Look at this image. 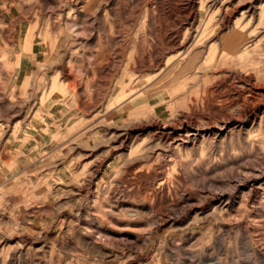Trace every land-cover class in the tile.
Returning a JSON list of instances; mask_svg holds the SVG:
<instances>
[{"label":"rangeland","instance_id":"374dc122","mask_svg":"<svg viewBox=\"0 0 264 264\" xmlns=\"http://www.w3.org/2000/svg\"><path fill=\"white\" fill-rule=\"evenodd\" d=\"M84 4L0 0V30L8 35H0V201L7 204L0 264H264L253 251L264 243V168L251 158L258 161L264 152V86L229 107L241 111L227 120L229 136L206 135L178 150L170 143L186 123L166 122L178 107L159 99L173 62L163 71L156 67L175 57L162 45L163 32L188 25L181 20L186 8L180 0H101L85 20L77 15ZM199 8L201 22H209L206 5ZM150 27L159 42L149 40ZM140 31L145 52L132 57ZM249 48L253 65L242 72H255L254 66L264 75V37ZM140 58L152 68L137 67ZM225 79L239 84L234 75ZM145 91L153 94L146 107L147 94L138 95ZM205 121L199 130L221 128L219 119ZM141 144L171 159L207 160L200 165L210 175L239 165L237 189H191L183 213L180 207L152 211L151 185L119 180L126 171L118 161ZM162 174L168 182L180 170ZM224 202L222 221L211 208Z\"/></svg>","mask_w":264,"mask_h":264},{"label":"bare ground","instance_id":"6f19581e","mask_svg":"<svg viewBox=\"0 0 264 264\" xmlns=\"http://www.w3.org/2000/svg\"><path fill=\"white\" fill-rule=\"evenodd\" d=\"M180 2L188 12L181 16V20L188 25L183 26V24L173 29H164L163 39L165 41L162 45L164 48L175 51V57L168 59L163 66L156 67L157 70L163 71L173 62L168 68V72L161 78L160 83L163 86V92L159 99H162L168 108L171 106L178 107L176 112L172 111L168 115L166 122L177 125L186 123L183 134L178 138H173L175 137L173 132L166 133L168 139H174L170 144L175 145L174 147L178 150L187 143L189 144L190 141L198 140V138H203L206 135L212 137L213 140L217 136H229L231 133L227 129V120L232 118L233 112L237 116L241 114L240 109L229 112V107L239 101L244 94L255 95L264 86V82L261 81L264 75L258 73L256 67L253 66L255 72L250 74L242 72L244 65H253V59H250L248 54L251 48L249 46L262 41L264 37V0H180ZM94 5L99 7L101 0H86V4L83 5L82 10L77 15L86 20L90 14L88 13L90 12L89 8ZM205 5L209 10V22H201L202 18L199 19L198 9H200L199 7H205ZM147 32L150 34L149 40L159 42L155 28L150 27ZM4 34L3 30H0V35L3 36ZM145 35V32L141 31L136 33L132 44V57L136 56L137 53L143 56L145 50L142 47ZM4 36L8 39L7 34ZM28 39L32 40L31 33H29ZM146 41L148 40L146 39ZM196 59L195 63L194 60ZM136 66L139 68H152L149 62L144 64L141 58L137 59ZM229 75L238 77L239 84H234L235 86L227 85L225 77ZM202 76L209 77L208 81H205L206 79ZM200 79L204 80L203 85L198 83ZM211 86L213 89H211ZM199 87L200 91L195 93ZM213 90L216 91L217 96H214ZM145 94H147L146 101L142 104L144 107L150 106L151 95H153L149 94L148 91L138 95ZM218 119L222 121L219 124L221 128L215 131L199 130L204 120L207 121L206 124H210L213 121L217 122ZM233 123H237V121H233ZM238 124L242 123L239 122ZM251 145L252 147L255 146L254 143ZM139 147L144 150L132 146L124 161H118L120 167L126 171L119 180H125L126 182L130 178L136 177L142 179L146 185H151L150 209L152 211H162L165 207H180L179 213H183L186 207L192 203L191 195L193 192H191V189L207 187L211 190L218 189L219 192H223L225 189H228L229 192L237 189L239 171L242 170L239 165H230V171L217 167L220 171L219 174L213 173L214 175H210L204 172L200 165L201 163L206 164L207 160L203 159L200 164H195L189 158L171 159L168 154L160 155L154 146L141 144ZM260 153L262 158L255 161L256 157L252 156V162L254 166L259 165L264 168V152ZM165 168L179 169L180 174H177L170 181L164 182L162 173ZM214 170L215 168H213ZM248 173L251 174L250 171ZM254 174L261 175L259 172L254 171L250 177ZM219 176L229 178L230 182L217 181L216 178ZM262 179L261 185L264 188V176ZM201 199H206V196H202ZM260 200L264 206V199ZM220 203L214 204L211 212L217 214L224 221L222 208L225 207L226 202L224 204ZM246 212L247 208L244 207L239 212L240 216H243ZM158 221L159 219H155L151 220L150 223L153 224ZM228 221L231 222L232 220L229 219ZM223 226L227 229L229 225L224 224ZM151 229L152 225L146 232L151 233ZM253 251L258 253L261 260H264V243L253 247Z\"/></svg>","mask_w":264,"mask_h":264},{"label":"built area","instance_id":"2783aa9c","mask_svg":"<svg viewBox=\"0 0 264 264\" xmlns=\"http://www.w3.org/2000/svg\"><path fill=\"white\" fill-rule=\"evenodd\" d=\"M7 204L0 201V218L5 215Z\"/></svg>","mask_w":264,"mask_h":264}]
</instances>
